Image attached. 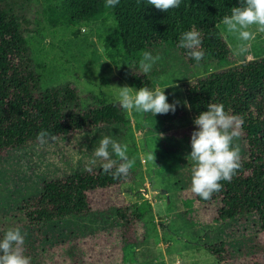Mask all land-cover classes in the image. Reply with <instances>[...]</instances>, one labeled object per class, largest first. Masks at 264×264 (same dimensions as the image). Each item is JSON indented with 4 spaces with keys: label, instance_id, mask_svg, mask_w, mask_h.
<instances>
[{
    "label": "rangeland",
    "instance_id": "374dc122",
    "mask_svg": "<svg viewBox=\"0 0 264 264\" xmlns=\"http://www.w3.org/2000/svg\"><path fill=\"white\" fill-rule=\"evenodd\" d=\"M53 1L8 0L28 28L24 37L37 85L70 84L81 107L91 103L90 94L101 91L108 102L124 111L129 123L74 132L0 154V214L13 212L26 199L37 196L46 181L100 168L103 162L94 158L93 149L104 135L126 145L134 165L132 178L117 190H99L90 196L92 216L21 226L30 253L40 256L43 264H74L57 249L70 241L83 264H264L257 215L213 221V207L199 203L191 191L188 155L196 126L183 86L229 65L208 62L190 66L177 50L162 46L152 53L161 59L148 73H142L139 66L121 69L109 62L102 47V36L111 20L52 25L48 7ZM218 29L232 62L264 55V33L256 32L255 27L251 29L255 38L249 41L240 40L224 24ZM132 73L152 78L154 89H164L168 102L176 103L175 112L153 116L122 108L116 97L119 87H130ZM234 144H239L241 154V137ZM152 154L154 160L149 159ZM117 209L128 217L130 225L125 233L115 224ZM121 233L127 242H120ZM219 243L223 246L219 254L206 248Z\"/></svg>",
    "mask_w": 264,
    "mask_h": 264
},
{
    "label": "trees",
    "instance_id": "16d2710c",
    "mask_svg": "<svg viewBox=\"0 0 264 264\" xmlns=\"http://www.w3.org/2000/svg\"><path fill=\"white\" fill-rule=\"evenodd\" d=\"M106 0H54L48 9L52 25L66 22L73 26L109 18L111 25L102 36V47L111 64L121 69L139 66L144 52L151 54L165 46L177 50L190 65L215 62L229 65L225 70L209 72L204 77L186 82L184 98L192 121L209 102L222 103L225 110L243 119L241 167L231 182L221 181L222 190L210 200L195 199L213 207V221L224 222L256 214L264 248V55L232 62L230 51L219 26L231 8L240 0H181L179 8L162 12L147 5L146 0H119L105 7ZM195 29L201 36L204 57L196 62L179 47L181 35ZM21 18L0 0V154L7 150L42 142L37 133H50L43 141L74 132L110 124L127 125L129 119L122 109L108 102L103 92L90 94L91 103L81 107L79 96L70 84L40 88L35 80L28 55ZM129 85L154 89L152 78L132 73ZM131 176L114 179L102 167L74 172L46 181L40 193L26 199L13 212L0 214V236L9 227H37L52 221L94 214L90 196L99 191H114ZM117 221L124 233L130 225L125 211L116 210ZM124 233L120 242H127ZM62 255L83 264L76 257V246L66 241L57 246ZM219 254L222 243L206 246ZM31 264H43L40 256L31 254L24 245Z\"/></svg>",
    "mask_w": 264,
    "mask_h": 264
},
{
    "label": "clouds",
    "instance_id": "9594fccd",
    "mask_svg": "<svg viewBox=\"0 0 264 264\" xmlns=\"http://www.w3.org/2000/svg\"><path fill=\"white\" fill-rule=\"evenodd\" d=\"M118 4L119 0H106L105 7L114 8ZM146 4L168 12L179 8L181 0H146ZM222 23L229 32L238 34L240 40L254 39L256 33L251 31L253 27L256 32L264 33V0H240V6L232 7L231 14L225 15ZM201 43L200 33L192 29L181 35L179 47L187 49V55L199 62L204 57ZM244 50L241 48V51ZM159 59V55L144 52L139 62L141 72L148 73ZM116 99L125 110L141 114L151 113L155 116L176 110V103L170 104L164 89L160 88L152 90L142 86L133 89L123 86L119 87ZM193 123L196 128L191 133V152L188 155L191 161V191L200 199L210 200L214 193L222 190L221 181L231 182L241 167L240 146L234 141L241 135L243 119L227 112L222 103L209 102L207 110L200 112ZM49 135L47 130L42 129L37 133V138L43 141ZM93 155L103 162V171L114 179L127 176L134 165V160L127 155V146L109 135L100 139L99 146L93 149ZM113 155L116 159L112 158ZM149 159L154 160V154ZM24 242L25 234L20 227L4 230L0 236V264H31V257L25 254Z\"/></svg>",
    "mask_w": 264,
    "mask_h": 264
}]
</instances>
